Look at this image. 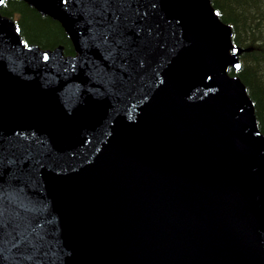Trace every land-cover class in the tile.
<instances>
[{"label": "water", "instance_id": "1", "mask_svg": "<svg viewBox=\"0 0 264 264\" xmlns=\"http://www.w3.org/2000/svg\"><path fill=\"white\" fill-rule=\"evenodd\" d=\"M24 1L79 56L0 15V264H264V135L209 0Z\"/></svg>", "mask_w": 264, "mask_h": 264}, {"label": "trees", "instance_id": "2", "mask_svg": "<svg viewBox=\"0 0 264 264\" xmlns=\"http://www.w3.org/2000/svg\"><path fill=\"white\" fill-rule=\"evenodd\" d=\"M219 19L230 27V40L241 49L238 68H227L236 75L253 103L258 130L264 135V0H210ZM0 14L11 18L27 44L41 49L61 46L67 56L75 50L59 22L40 14L23 0H3Z\"/></svg>", "mask_w": 264, "mask_h": 264}]
</instances>
